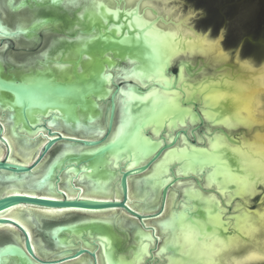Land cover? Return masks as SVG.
<instances>
[{
    "label": "water",
    "instance_id": "95a60500",
    "mask_svg": "<svg viewBox=\"0 0 264 264\" xmlns=\"http://www.w3.org/2000/svg\"><path fill=\"white\" fill-rule=\"evenodd\" d=\"M8 7L17 11L15 16L24 8L32 10L33 16L41 15L30 26L16 29L18 34L31 35L49 26L46 34L54 26L61 33L55 54L53 47L44 53L46 71L18 80L14 76L0 79V93L12 97L3 99L12 111L10 124L22 121L33 134L40 127L46 138L30 164H15L9 161L10 147L0 123V146L5 149L0 160V214L23 205L113 211L138 222H127L124 230L95 218L41 226V217L31 228L41 236L44 250L51 248L49 257L59 250L55 246H70L67 235L87 244L81 235L96 240L105 237L108 253L103 251L102 257L106 264H220L218 257L227 255L228 248L236 246V252H241L244 243L264 248L258 234L264 232V120L252 97L261 92L258 72L192 40H182L181 33L155 28L154 22L165 21L161 16L147 24L140 16L141 8L115 12L94 0H57L55 4L52 0H19L17 4L9 0ZM137 18L143 23H137ZM250 62L264 65V61ZM101 113L103 124H96ZM46 115L48 123L41 119ZM225 117L231 118V126L217 122ZM59 119L62 125L50 124ZM100 126L104 133L97 140L84 130L64 129L99 132ZM8 127L12 134V126ZM53 149L57 151L48 159ZM118 160L125 161L118 164ZM70 165L75 173L88 172L83 184L92 190L113 189L118 182V200L78 195L68 199L57 188L65 187V173L60 179L56 171ZM13 175L26 177L13 179ZM201 175L205 180H200ZM134 178L146 197L145 209H154L150 213L127 205L128 180ZM54 180L59 199L45 198L39 190L37 196L5 194L15 185L52 189ZM182 181L193 184H182L174 193L180 205L170 208L169 219L160 228L168 229L162 244L153 226L144 222L162 215L168 193ZM76 184H69L73 191L78 190ZM0 226H11L19 233L0 240V264H62L80 257L96 264L94 240L92 246H76L63 257L44 259L34 254L22 226L5 217H0ZM180 229L185 237L193 235L192 250L185 253V244L175 236Z\"/></svg>",
    "mask_w": 264,
    "mask_h": 264
},
{
    "label": "bare ground",
    "instance_id": "6f19581e",
    "mask_svg": "<svg viewBox=\"0 0 264 264\" xmlns=\"http://www.w3.org/2000/svg\"><path fill=\"white\" fill-rule=\"evenodd\" d=\"M94 1L102 4L103 6L109 8L115 12H119V10L125 11V10L141 8L140 16L147 19V24H149L151 21L156 19V17L161 16L165 21L163 23H160L159 20L157 22H154L155 28H160V29H164V30H169V31L181 33V39L182 40H185L187 42L192 40V41H194V42H196V43H198V44H200V45H202V46H204L210 50H213V51L231 59L229 53L224 51L223 36L220 32L218 33L219 34L218 36H211L210 31L198 30L197 27H195L189 23L190 19H192L194 22L195 21L194 19L196 18L195 15H191L192 17H190V13H191L190 11L186 12L189 14L174 17L173 14L176 11L180 10L179 7L176 8V6H175L176 4H175L174 0H171L172 1L171 3H173V4L170 6V8L173 7V9H175V10H172V12L170 10L169 13L168 12L165 13V12L161 11L162 9L159 10L157 7H154L152 5V3L155 2V4H156V2H158V4L163 3V5L164 4L166 5V4H168V2L170 0H94ZM173 11H175V12H173ZM177 13H179V12H177ZM181 13H185V12L181 11ZM19 14H20V12H19ZM194 24H195V22H194ZM236 56L237 57H235V60L237 63H240L246 67L248 66V68L258 72L260 75L261 92L252 95V97L254 99V102H255L258 114L260 116V119L264 120V65H262L261 67H256L255 65H253V63L248 61V59H245V61H243L244 59H243V56H241L240 51L238 52V54ZM239 56L242 59V61L239 58ZM98 102L100 105L105 104V101H98ZM117 106H119V103L115 106V109ZM101 107L103 110L104 106H101ZM4 111H5V109L2 112H0V123L4 127L3 136H4L5 140H7L9 147H10L9 161L12 163H15V164L28 165L32 162L34 157L39 154L41 147L46 142V138L42 137V134H41V132L42 133H44V132L39 127L37 129V131L33 134L28 127L27 128L24 127L22 121H18L17 126H14L11 124L12 125V134L9 133L7 128H6L7 122H6V119L4 116L6 111L5 112ZM7 112H8V110H7ZM102 113H103V111H102ZM102 113L99 116L96 124H101V125L103 124ZM118 118H119V116H118ZM41 119L42 120L46 119V122L48 123V115L42 117ZM105 122H106V117H105ZM50 124L62 125L61 119L54 121V123L50 122ZM117 128H118V125H117ZM64 129H66L68 132L79 133L82 130H84L85 134H92V135L95 134V136L93 137L94 138L93 140H97L104 133L103 132L104 129L103 128L101 129V126L99 129V132L91 131V130H85V129H79V128H73V127H68V128H64ZM0 145H1V143H0ZM0 147L3 148L2 146H0ZM1 148H0V160H2V158L5 155V151H4L5 149H1ZM91 152H92V150H91ZM83 153H90V151H86ZM124 161L125 160H118V164H121V162H124ZM143 161L144 160L137 162L136 165H140ZM155 165H156V163L152 165V168ZM126 167L129 168L130 163L127 164ZM63 172L65 173V176H66V185L64 188H61L59 186H57V188L60 189L61 191H64L66 193V196L68 199H74L77 195H78V198H84V199L90 198V199H99V200H112V199L118 200V198H119L118 197V189H117L118 182L114 186L113 189L92 190L91 188H89L83 184L88 172L79 173V174L75 173L74 172V166L70 165V166L62 168V170L60 169V170L56 171V175L61 176L60 179H62ZM149 172H147L146 174H148ZM8 176H11V175H8ZM30 176H34V175H30ZM178 176H187V175H178ZM23 177H26V176L25 175H22V176L13 175V179H20ZM116 177H117V173H116ZM198 177L200 178V180H202L201 177H203L205 180V175H201ZM136 178L128 180V201H127V205L135 211L139 210L140 213H143V212L150 213L154 209H145L146 197L141 193L140 181L136 182ZM70 182H73V183L78 182L79 185L76 184V186L78 187V190L73 191L71 189V187L69 186ZM182 184H193V183H190L187 181L178 182L176 184V186L173 187V190H174L173 193L172 194L168 193V196L166 198V201H165V204L163 207L162 215H160L157 218H154L152 220H148V221L144 222V224L146 226H148V223L151 221H155V224H157V226L159 225L158 227L156 225L153 226L155 236L158 238L157 239L158 242H162L163 240H165L168 229H160V228L169 219L170 208L171 207H179V205H180V201L177 202L178 194H176V196H175L174 193H176L182 189ZM165 185L166 184L161 186L160 191ZM50 187L52 189L15 185L14 188L9 189L5 194H23V195L37 196L38 194L36 191L39 190V191H43L42 196H44L45 198L59 199L57 197V194L55 191L56 190L55 180L50 184ZM159 195H160V192H159ZM158 206H159V196H158L156 207H158ZM78 212H80V213L84 212V214L88 215L92 219L95 218V219H98L99 221L100 220H108L109 222L114 224L116 227L121 222V221L119 223L113 222L114 219H116L118 221L117 217L116 218L111 217V215H113V213H114L113 211L94 212V213L85 212V211H78ZM78 212L59 210V209L58 210H54V209L52 210V209H44V208H37V207L21 205V206L14 207L13 209H10L8 211L1 213L0 217L9 218L24 228L25 232L28 235L30 244L32 246V250L38 258L46 259V258H54V257H63L66 254L71 253L72 249H74L76 246H79V247L80 246L81 247L92 246L91 241L94 240L95 241L94 243L97 244V246H96L97 249L95 251L96 256H97L96 264H106L105 259L102 257L103 251L108 253L105 237L104 238H98L96 240V239L89 238V235H81V239L89 242V244H87L84 241L78 239L77 237H76V242H75L72 240L74 235H67L70 246H55V248L59 249V250L54 252V254H55L54 257L48 256L47 252L43 249L44 247L42 245H40L41 240L40 241H36L37 239L35 240V236L33 234L32 228H31V223L33 221H34V223H36L39 221V219L41 217L51 218V219H58V218L67 217V216L71 217V214L78 213ZM119 214L122 218H124L123 216H128L125 213H119ZM123 222H124V220H123ZM0 230H6L9 232L10 231L13 232L12 230H15V229L11 226H0ZM144 231L149 232V230H144ZM12 234L16 235L14 232ZM258 234H259V236H260V238L264 244V232H258ZM175 236H178L179 242L185 244L184 253L192 250L193 235L185 237L183 230L180 229L175 234ZM56 239H57V237L55 238V240ZM58 241H65V237H58ZM128 243H129V241H128ZM162 244H164V241ZM127 247H128V244H127ZM158 254H160V252ZM84 258L85 257H80L77 260L68 261V262L62 263V264H87L88 262H90L89 259L85 258V260H84ZM218 260H219L220 264H264V248L244 243L241 252H236V246L228 248L227 249V255L218 257Z\"/></svg>",
    "mask_w": 264,
    "mask_h": 264
},
{
    "label": "rangeland",
    "instance_id": "374dc122",
    "mask_svg": "<svg viewBox=\"0 0 264 264\" xmlns=\"http://www.w3.org/2000/svg\"><path fill=\"white\" fill-rule=\"evenodd\" d=\"M171 2L172 1L170 0L166 5H163V3L158 4V2L155 4V2H153L152 5L159 10L162 9L161 11L165 13H169L170 10L171 12L172 10H175L173 7L170 8L173 4ZM174 2L176 8H180L179 11H173L175 12L173 14L174 17L189 14L186 12L190 11V17H192L191 15H195L196 18L194 19L195 24L192 19H190L191 22L189 21V23L197 27L198 30L209 31L212 29L211 36L216 35V33L214 34L216 29L221 30L224 37V48L229 52L230 56L235 55L237 51H240L244 60L246 57L253 58L254 56L258 60H261L259 57H264V0H174ZM181 11H184L185 13H181ZM0 12L4 14V10L2 11V9H0ZM233 61L236 62L235 59ZM253 61L256 63L260 62L255 59H253ZM62 121L64 123L65 118H62ZM56 151L57 150L53 149L52 152L49 153L48 159H50L51 153H56ZM42 164L44 166L46 161H43ZM85 215L86 214L84 213H74L71 214V217L67 216L58 219L44 218L43 223L40 225H49L51 222L57 221L91 218L88 215ZM111 217L119 218L118 221L121 222L118 227L121 229L123 228V230L126 229L127 222L132 223L133 221V224H138L136 220L129 216L122 218L120 217V214L113 213ZM113 222L116 223V219H114ZM153 222L155 223V221L149 222L148 226H154ZM12 231L16 235L19 234L17 230ZM13 232L0 230V240L6 241L15 237L16 235L12 234ZM33 234L35 240L37 239L36 241L41 240V236L38 232L33 230ZM45 249L46 252L51 250V248Z\"/></svg>",
    "mask_w": 264,
    "mask_h": 264
},
{
    "label": "flooded vegetation",
    "instance_id": "af4514ba",
    "mask_svg": "<svg viewBox=\"0 0 264 264\" xmlns=\"http://www.w3.org/2000/svg\"><path fill=\"white\" fill-rule=\"evenodd\" d=\"M18 2L19 0H14V4L15 3L17 4ZM8 3L9 0H0V8L2 9V11L4 10V14L0 12V26L3 27L4 29V31L0 33V67L2 68V71L0 72V79L11 80L14 76V78L18 80L22 75H29L31 73L33 75L36 74L37 72L46 71L47 69H45V67L42 66V64H44L45 62L44 53L47 50H49L50 47H53V54H55L54 45L55 44L58 45V41L61 33L59 31L60 29L59 26H54L52 28L53 32H49L48 34H46L48 30L47 28H51L50 26L46 28L47 30L46 29L40 30L41 28L39 27L38 29L33 30L31 35H28L29 33L18 34L17 32H14L16 29H19L22 26L25 27L30 26V24L32 23V19L34 21V18L36 17L35 19L39 20L41 15L33 16L34 12L32 10L28 8H24L21 9L22 11H20V14H18V16H15L14 13H16L17 11H11L10 8L8 7ZM55 30H57L58 32H54ZM209 31L212 33V29ZM219 32L222 34L221 30L216 29V32H214V34L216 33L215 36H218ZM224 51H226L225 48ZM237 53L238 51L236 52V54ZM235 55L230 56L231 60L229 62H232L235 59V57H237ZM259 58L261 60H258L254 56L253 58L246 57L245 59H248V61H253V59L261 62L264 61L263 56ZM173 71L175 72V69H173ZM3 99L11 100L12 97L7 93H0V112H2L4 109L6 111V112L4 111L5 112L4 116L7 122L6 128L8 130L9 128L8 126L11 125L8 120V116L9 114H11L10 112L12 111L8 107V105L4 103ZM118 108L119 107L117 106V110H116L117 114H119Z\"/></svg>",
    "mask_w": 264,
    "mask_h": 264
},
{
    "label": "snow or ice",
    "instance_id": "6c2138e0",
    "mask_svg": "<svg viewBox=\"0 0 264 264\" xmlns=\"http://www.w3.org/2000/svg\"><path fill=\"white\" fill-rule=\"evenodd\" d=\"M70 2L75 3V0H70ZM52 3H53V4L57 3V0H52ZM129 15H132V14L129 13ZM137 23L142 24L143 21H141V20H139V18H137ZM194 91H195V90H193V92H194ZM213 119H215V115L213 116ZM217 122H218V123H224V124H227V125H229V126H231L232 123H233V121H232L231 118H229V117H225L223 120H218ZM237 122H238V121H237ZM225 146H226V145H225ZM244 219H245L246 222H247V214H245ZM249 227H252L253 230H255L253 225L249 224Z\"/></svg>",
    "mask_w": 264,
    "mask_h": 264
}]
</instances>
